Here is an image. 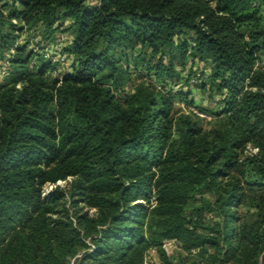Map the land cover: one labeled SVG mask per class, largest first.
I'll use <instances>...</instances> for the list:
<instances>
[{
    "label": "trees",
    "instance_id": "16d2710c",
    "mask_svg": "<svg viewBox=\"0 0 264 264\" xmlns=\"http://www.w3.org/2000/svg\"><path fill=\"white\" fill-rule=\"evenodd\" d=\"M187 53L226 92L212 130L150 81L118 99L131 63L172 80ZM261 53L264 0H0V264H264Z\"/></svg>",
    "mask_w": 264,
    "mask_h": 264
},
{
    "label": "rangeland",
    "instance_id": "374dc122",
    "mask_svg": "<svg viewBox=\"0 0 264 264\" xmlns=\"http://www.w3.org/2000/svg\"><path fill=\"white\" fill-rule=\"evenodd\" d=\"M62 42H68L69 38L66 35L59 36ZM27 50L35 51L39 54H42L45 59H51L53 62H60L59 66L61 72L67 71L70 66V60L62 61L59 56V48H49L37 44L40 42L39 35H33L31 38H28ZM24 41V38L20 39V42ZM60 44L61 46L65 43ZM60 46V47H61ZM10 55V54H9ZM167 59H164V63H167ZM255 67L257 69H264V53L259 55V59L256 61ZM10 68L9 57L7 54L0 59V84L4 82V78L8 73ZM142 68V67H141ZM138 68L134 70V65L130 64V69L132 73L131 82L128 84L123 91L117 93L119 100L124 101V99L130 95L135 86H137L142 81H150L163 93L170 94L172 96L173 103V112L183 113V114H193L197 116L201 122L202 129L204 131H209L214 128V125L218 119L217 114L223 111L224 109V99L226 97V92L217 91L216 87L210 85L209 74L210 66L209 63L204 61H199L198 58H192L189 56V53L186 54V59L184 65L174 62V79L164 78L161 81H158L154 74L147 79L146 70L143 68ZM140 70V71H139ZM55 77V75H52ZM142 77V78H141ZM202 85H205L202 89ZM256 152V149H253L252 146L247 145L244 154L249 156ZM55 186L64 187V182H57ZM54 185H46L43 188V194H47L51 191ZM151 205H155L156 197L154 194L150 195ZM140 204H145L144 201H138ZM250 209L245 207L240 208V212H247ZM90 214L94 213V210L89 211ZM205 219L208 222L217 221L215 213L205 214ZM183 245L181 242L176 240H167L163 243V249L166 254L170 257H175L176 261H186L190 259V256L183 250ZM158 257L155 250L150 249L145 254V264H157ZM70 264H73L71 261Z\"/></svg>",
    "mask_w": 264,
    "mask_h": 264
},
{
    "label": "built area",
    "instance_id": "2783aa9c",
    "mask_svg": "<svg viewBox=\"0 0 264 264\" xmlns=\"http://www.w3.org/2000/svg\"><path fill=\"white\" fill-rule=\"evenodd\" d=\"M58 58H60L62 61H65V56L59 54Z\"/></svg>",
    "mask_w": 264,
    "mask_h": 264
}]
</instances>
